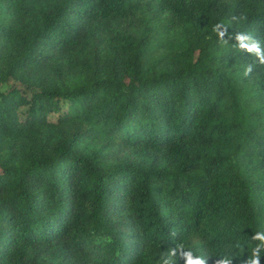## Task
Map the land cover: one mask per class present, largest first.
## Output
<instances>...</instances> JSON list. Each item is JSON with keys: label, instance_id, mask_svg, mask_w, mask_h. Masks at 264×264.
<instances>
[{"label": "trees", "instance_id": "trees-1", "mask_svg": "<svg viewBox=\"0 0 264 264\" xmlns=\"http://www.w3.org/2000/svg\"><path fill=\"white\" fill-rule=\"evenodd\" d=\"M261 56L264 0H0V264H244Z\"/></svg>", "mask_w": 264, "mask_h": 264}, {"label": "clouds", "instance_id": "clouds-1", "mask_svg": "<svg viewBox=\"0 0 264 264\" xmlns=\"http://www.w3.org/2000/svg\"><path fill=\"white\" fill-rule=\"evenodd\" d=\"M244 47L248 51L256 52L257 55H260L258 42H253L250 46L245 45ZM260 63L264 64V56L260 57ZM247 72H251V66L248 67ZM252 239L260 243L251 249V255L245 260L244 264H261V252L264 251V232H256ZM189 264H206V260L203 257H197L194 261L190 260ZM215 264H231V258L226 256L223 259L216 260Z\"/></svg>", "mask_w": 264, "mask_h": 264}, {"label": "rangeland", "instance_id": "rangeland-1", "mask_svg": "<svg viewBox=\"0 0 264 264\" xmlns=\"http://www.w3.org/2000/svg\"><path fill=\"white\" fill-rule=\"evenodd\" d=\"M11 85H13V84H11V83L8 84V85H7V84H4V85L1 87V90H2V91H7V90H9V88L11 87Z\"/></svg>", "mask_w": 264, "mask_h": 264}]
</instances>
